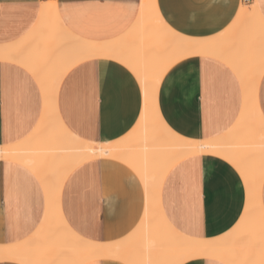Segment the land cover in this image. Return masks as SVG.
<instances>
[{
	"label": "crops",
	"instance_id": "obj_1",
	"mask_svg": "<svg viewBox=\"0 0 264 264\" xmlns=\"http://www.w3.org/2000/svg\"><path fill=\"white\" fill-rule=\"evenodd\" d=\"M48 1L0 0V46L21 45L20 41L34 31L41 5ZM55 1L65 28L93 43L122 40L140 16L141 0ZM239 2L156 0V7L162 21L177 34L206 40L220 36L232 26L236 17L233 4ZM245 4H256L264 20V0ZM30 37L32 40L22 44L23 49L16 50L17 58L13 57L18 60L0 61V146L47 141L54 134L45 129L47 121L56 119L72 136L84 142H124L134 132L142 112V89L136 76L114 58L95 57L73 66L56 84L57 72H47L49 59L45 58L54 42L41 39L39 34ZM32 41L36 42L34 46ZM43 48L45 51L41 52ZM231 51L233 48L227 52ZM32 52L43 59L38 60L37 70L31 68ZM22 62L39 73L36 76L39 81L31 70L28 72L29 67L27 71L25 65L21 66ZM240 78L234 69L215 57L180 60L159 82L155 97L157 115L172 133L182 138L200 141L220 138L238 120L243 100L251 101V80L243 76L241 84ZM243 90L248 91L244 93L246 98ZM254 97L264 119V72ZM246 100L247 107L251 102ZM29 136L30 141L25 142ZM153 143L158 145V140ZM153 143L150 146L154 148ZM262 182L260 198L264 210V178ZM156 191L158 206L168 224L179 234L196 240H217L232 231L246 202L243 181L236 169L212 155L178 161ZM146 196L139 176L117 157H107L76 166L62 185L59 203L63 219L74 234L87 242L113 244L127 239L135 230L138 232ZM45 212L46 194L39 178L20 163L0 160V246L30 241ZM208 260L227 264L209 258L192 261L207 264ZM98 261L126 264L117 258L85 264ZM0 264L21 263L6 260Z\"/></svg>",
	"mask_w": 264,
	"mask_h": 264
},
{
	"label": "bare ground",
	"instance_id": "obj_2",
	"mask_svg": "<svg viewBox=\"0 0 264 264\" xmlns=\"http://www.w3.org/2000/svg\"><path fill=\"white\" fill-rule=\"evenodd\" d=\"M56 5L55 0L41 5L38 22L30 34H39L41 39L54 42L45 57L49 59L47 72H57L58 84L61 77L80 62L95 57L114 58L128 68L140 83L143 106L134 130L139 133H130L122 143L92 144L72 136L56 119L47 121L45 129L54 132L47 141L33 145L23 141L20 145L0 146V160H11L26 166L39 178L46 194V212L38 231L24 244L0 246V262L85 264L97 259L117 258L126 264H174L188 253L195 252V258H187L216 259L227 264H264V210L260 198L264 178V119L254 97L264 72V20L257 5H246V13L238 20L235 17V23L233 21L232 26L220 36L198 40L186 38L170 29L158 14L156 0H141L140 16L132 29L122 40L108 43L88 42L72 35L60 20ZM30 36L21 40V45L0 46V61L18 60L14 58H17L18 48L23 49L22 44L32 40ZM32 43L34 46L36 42ZM230 48L233 51L227 52ZM35 51L38 52V49ZM37 54H30L34 58L32 70L36 69L38 60H43ZM197 56L218 58L237 72L241 84L243 76L251 80V101L244 99V93L248 91L243 90L242 111L236 123L224 136L209 141L189 140L172 133L159 119L155 108L157 88L164 73L180 60ZM22 63L21 66L26 67V63ZM28 67L25 70L38 79L36 76L39 73ZM245 100L251 102L247 107ZM40 125L39 122L37 126ZM154 140H158V145H154ZM135 143L141 146L138 148ZM152 143L154 148L150 146ZM202 154L219 157L232 165L241 177L246 193L242 216L233 228L238 226L239 230L233 235L232 229L217 240H196L176 232L163 217L158 206L159 198L156 197V190L175 163ZM107 157H117L129 166L145 186V212L137 227L143 232L139 234V230L137 233L135 230V234L113 244L87 242L74 234L64 221L59 203L60 192L76 166Z\"/></svg>",
	"mask_w": 264,
	"mask_h": 264
},
{
	"label": "snow or ice",
	"instance_id": "obj_3",
	"mask_svg": "<svg viewBox=\"0 0 264 264\" xmlns=\"http://www.w3.org/2000/svg\"><path fill=\"white\" fill-rule=\"evenodd\" d=\"M98 7L100 6L99 4L97 5ZM254 7V6H252ZM262 9H264V5H262ZM247 6L243 2V0H240L239 4L237 5L236 3L233 4V11L235 12L236 19L238 20L242 15H244L247 11ZM235 23V21H234ZM239 230V227L237 226L236 229H233L232 234L234 235L237 231ZM197 256V253H188L186 257H184L181 260H178L174 262V264H193V261L188 259L187 257H193L195 258ZM97 264H103V262L98 261ZM207 264H215L214 261L208 260Z\"/></svg>",
	"mask_w": 264,
	"mask_h": 264
},
{
	"label": "built area",
	"instance_id": "obj_4",
	"mask_svg": "<svg viewBox=\"0 0 264 264\" xmlns=\"http://www.w3.org/2000/svg\"><path fill=\"white\" fill-rule=\"evenodd\" d=\"M253 0H243L244 3H250L252 2Z\"/></svg>",
	"mask_w": 264,
	"mask_h": 264
}]
</instances>
